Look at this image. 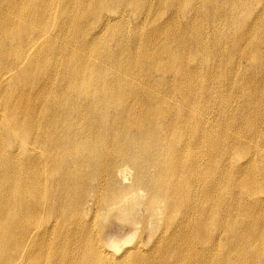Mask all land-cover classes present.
I'll return each instance as SVG.
<instances>
[{
  "label": "bare ground",
  "instance_id": "1",
  "mask_svg": "<svg viewBox=\"0 0 264 264\" xmlns=\"http://www.w3.org/2000/svg\"><path fill=\"white\" fill-rule=\"evenodd\" d=\"M238 55L264 62V0H0V264H260L231 198L255 162L232 174L230 96L188 66Z\"/></svg>",
  "mask_w": 264,
  "mask_h": 264
},
{
  "label": "rangeland",
  "instance_id": "2",
  "mask_svg": "<svg viewBox=\"0 0 264 264\" xmlns=\"http://www.w3.org/2000/svg\"><path fill=\"white\" fill-rule=\"evenodd\" d=\"M165 12L166 14H164V17L169 18L170 12H168V10ZM123 19L129 20L128 23H130V25L132 24L131 21L133 20L131 19V16L126 14L125 17L122 16L118 21H115L114 19L111 20L110 25L114 26L115 24L120 23ZM179 21L181 26L184 27L183 24L185 23L182 16L179 17ZM210 33L211 31H208V36H210ZM193 41L194 40H191L189 44H192ZM236 62L237 68L233 69H231L232 64H226L222 68H214V70H212L211 64L209 63L207 66V63L203 60L197 62L188 61V66L191 71H194L196 68L204 67L203 71L198 73V81H200L202 87L205 86V82L217 81V83L223 88L220 87L219 89L222 92H225L224 94H229L230 96L231 109L229 111L230 119L225 128L227 133L226 136L229 140L232 138L230 135L240 137L239 141L233 139V144L232 141L229 144L231 153L239 160L238 162H235V165L233 164L234 167H232V174L238 173L241 170V164L253 159L257 168V179L258 181L261 179V187L258 189L260 193L257 197H255L256 195H247V190L242 188L232 190V196L230 195L231 198L238 197L241 202V208L233 214L234 224L238 227L242 226V228L247 230V233H250L248 238L261 234V249L258 251V256H261L260 264H264V126L261 125L264 124V122H258V119L261 118V110L264 112V62L261 61V64L256 65L257 67L255 68L257 71L255 72H252L245 57L242 58V56L238 55ZM229 71L231 74L227 75ZM145 83L148 89L155 90L151 81L147 80ZM247 83L248 86L251 87H261V91H259L257 95H248L245 88ZM205 88L206 87H204L203 90L201 89L198 91L201 100H204L207 96ZM171 103L174 107L180 105L178 94L172 96ZM255 106H257L259 110H254ZM208 119L212 121V126H223L224 119H222V116H217L215 112L209 115ZM254 125H258L257 128L260 129V131L258 130L257 133L252 135L249 130ZM259 148L261 150H259ZM244 149H246V153L243 152ZM238 163L239 166H237ZM230 202L232 204L231 200H229V203ZM241 210H243V213H240ZM260 221L261 230L258 225ZM130 242L126 244V246L135 243L136 238H133ZM252 253L256 255L254 252Z\"/></svg>",
  "mask_w": 264,
  "mask_h": 264
}]
</instances>
